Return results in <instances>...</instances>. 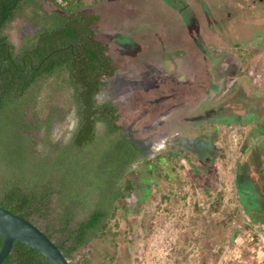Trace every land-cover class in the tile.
Returning <instances> with one entry per match:
<instances>
[{
	"label": "rangeland",
	"instance_id": "obj_1",
	"mask_svg": "<svg viewBox=\"0 0 264 264\" xmlns=\"http://www.w3.org/2000/svg\"><path fill=\"white\" fill-rule=\"evenodd\" d=\"M82 10L99 15L96 36L118 67L97 99L114 103L148 161L132 164L130 194L70 263L264 264V0H85ZM37 28L18 17L6 33L19 45ZM237 45L254 50L245 69ZM73 113L32 132L36 159L69 140ZM56 214L31 219L52 229Z\"/></svg>",
	"mask_w": 264,
	"mask_h": 264
},
{
	"label": "trees",
	"instance_id": "obj_2",
	"mask_svg": "<svg viewBox=\"0 0 264 264\" xmlns=\"http://www.w3.org/2000/svg\"><path fill=\"white\" fill-rule=\"evenodd\" d=\"M47 1L60 11L42 12ZM84 5L85 0H0V206L30 220L52 240L54 232L63 234L53 241L68 259L103 234L133 189L132 164L148 161L122 132L115 105L97 99L103 78L118 67L107 43L96 36L99 15L83 11ZM18 17L38 28L15 45L5 30ZM236 50L240 68H247L254 50L238 45ZM70 111L75 126L69 140L51 158L36 159L32 132L43 128L47 135L52 121ZM203 195L207 199L210 193ZM53 209L57 228H41L31 219L46 218ZM77 214L83 217L72 225ZM1 264L51 263L15 241ZM80 264H88L87 259Z\"/></svg>",
	"mask_w": 264,
	"mask_h": 264
},
{
	"label": "water",
	"instance_id": "obj_3",
	"mask_svg": "<svg viewBox=\"0 0 264 264\" xmlns=\"http://www.w3.org/2000/svg\"><path fill=\"white\" fill-rule=\"evenodd\" d=\"M0 264L13 242H22L47 258L51 264H70L56 243L30 220L0 206Z\"/></svg>",
	"mask_w": 264,
	"mask_h": 264
},
{
	"label": "bare ground",
	"instance_id": "obj_4",
	"mask_svg": "<svg viewBox=\"0 0 264 264\" xmlns=\"http://www.w3.org/2000/svg\"><path fill=\"white\" fill-rule=\"evenodd\" d=\"M111 98H112V99H117L118 96H117V95H113Z\"/></svg>",
	"mask_w": 264,
	"mask_h": 264
},
{
	"label": "flooded vegetation",
	"instance_id": "obj_5",
	"mask_svg": "<svg viewBox=\"0 0 264 264\" xmlns=\"http://www.w3.org/2000/svg\"><path fill=\"white\" fill-rule=\"evenodd\" d=\"M5 32H6V30H5ZM7 34V33H6ZM113 103V102H112ZM116 103V102H115ZM114 104V103H113Z\"/></svg>",
	"mask_w": 264,
	"mask_h": 264
}]
</instances>
